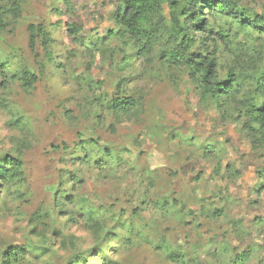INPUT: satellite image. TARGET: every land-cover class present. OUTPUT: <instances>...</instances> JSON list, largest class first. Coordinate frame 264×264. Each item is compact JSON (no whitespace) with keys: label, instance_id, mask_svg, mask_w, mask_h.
Masks as SVG:
<instances>
[{"label":"rangeland","instance_id":"rangeland-1","mask_svg":"<svg viewBox=\"0 0 264 264\" xmlns=\"http://www.w3.org/2000/svg\"><path fill=\"white\" fill-rule=\"evenodd\" d=\"M124 2L0 0V167L21 164L0 176V264H264V144L244 127L263 101L264 34L203 13L225 36L211 49L221 77L243 80L216 105L164 57L168 5L144 55L115 23ZM235 2L264 16V0ZM119 87L141 109L117 122Z\"/></svg>","mask_w":264,"mask_h":264},{"label":"trees","instance_id":"trees-1","mask_svg":"<svg viewBox=\"0 0 264 264\" xmlns=\"http://www.w3.org/2000/svg\"><path fill=\"white\" fill-rule=\"evenodd\" d=\"M165 5H168L170 11L168 34L172 39V47L164 54L166 61L184 65L190 72L197 91L214 104L220 105L226 100L234 99L241 92L243 80H239L233 73L225 78L221 77L217 52H211V49L217 47L214 33L220 39L225 36L210 26L203 13L225 15L231 23L236 24L238 31L250 30L261 34H264V16L239 9L235 0H125L115 15V23L129 38L140 42L139 51L144 55L149 54L152 47L160 43V30H164L162 15ZM29 30L30 46L36 45V40L40 37L42 47L47 51L51 40L44 27L31 25ZM196 34L202 36V47L201 50L191 51V36ZM87 70H90L89 66ZM262 72L252 80L255 92L263 95V101L250 107V111L245 115L247 121L244 123L249 138L253 143H256L254 138H259L260 144H264V70ZM35 81L36 76L31 75L29 80L23 79V85L30 88ZM108 109L119 122L122 118L137 117L141 104L137 99L124 95L119 87L118 96L109 101ZM5 163L6 169L0 167V176L8 182L18 176L21 164L18 160L8 157ZM12 255L4 253L2 264H14L11 263V257L15 261L17 253Z\"/></svg>","mask_w":264,"mask_h":264}]
</instances>
